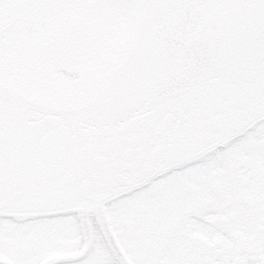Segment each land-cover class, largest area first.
<instances>
[{
  "label": "water",
  "instance_id": "95a60500",
  "mask_svg": "<svg viewBox=\"0 0 264 264\" xmlns=\"http://www.w3.org/2000/svg\"><path fill=\"white\" fill-rule=\"evenodd\" d=\"M71 3L0 0V216L104 214L264 120V0Z\"/></svg>",
  "mask_w": 264,
  "mask_h": 264
},
{
  "label": "flooded vegetation",
  "instance_id": "af4514ba",
  "mask_svg": "<svg viewBox=\"0 0 264 264\" xmlns=\"http://www.w3.org/2000/svg\"><path fill=\"white\" fill-rule=\"evenodd\" d=\"M0 264H264V120L104 214L0 216Z\"/></svg>",
  "mask_w": 264,
  "mask_h": 264
}]
</instances>
